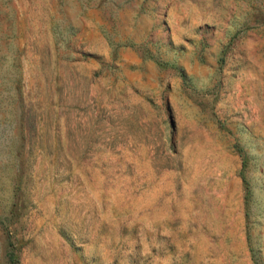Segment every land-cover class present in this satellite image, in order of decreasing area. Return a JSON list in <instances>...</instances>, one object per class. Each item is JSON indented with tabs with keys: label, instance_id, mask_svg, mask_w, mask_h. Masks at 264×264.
I'll return each mask as SVG.
<instances>
[{
	"label": "rangeland",
	"instance_id": "obj_1",
	"mask_svg": "<svg viewBox=\"0 0 264 264\" xmlns=\"http://www.w3.org/2000/svg\"><path fill=\"white\" fill-rule=\"evenodd\" d=\"M264 264V0H0V264Z\"/></svg>",
	"mask_w": 264,
	"mask_h": 264
},
{
	"label": "trees",
	"instance_id": "obj_2",
	"mask_svg": "<svg viewBox=\"0 0 264 264\" xmlns=\"http://www.w3.org/2000/svg\"><path fill=\"white\" fill-rule=\"evenodd\" d=\"M6 262H7V264H18L16 255L14 254L13 251H7Z\"/></svg>",
	"mask_w": 264,
	"mask_h": 264
}]
</instances>
